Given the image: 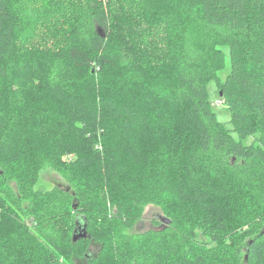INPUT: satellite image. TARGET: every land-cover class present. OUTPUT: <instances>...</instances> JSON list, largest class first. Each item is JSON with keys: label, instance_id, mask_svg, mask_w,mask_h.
<instances>
[{"label": "trees", "instance_id": "obj_1", "mask_svg": "<svg viewBox=\"0 0 264 264\" xmlns=\"http://www.w3.org/2000/svg\"><path fill=\"white\" fill-rule=\"evenodd\" d=\"M77 258L264 264V0H0V264Z\"/></svg>", "mask_w": 264, "mask_h": 264}, {"label": "rangeland", "instance_id": "obj_2", "mask_svg": "<svg viewBox=\"0 0 264 264\" xmlns=\"http://www.w3.org/2000/svg\"><path fill=\"white\" fill-rule=\"evenodd\" d=\"M223 49L225 50V53H226V64H225V68L222 69L221 71H219V76L223 80H225L227 74L231 70V60H230L229 48L225 46V47H223ZM207 88L209 90L210 99H211V101L213 103V108H214V111L216 112L217 118L221 122H223L226 125L227 128H231L232 112L227 107V105L224 103V101L222 99H220V97H222L223 94L221 95V92H219V90L217 88V85H216V82L214 80L210 81L208 83V85H207ZM231 133L233 134V136L236 139H240L236 131L231 130ZM244 142L247 143V144L252 143L253 142V138L252 137H248V138L244 139ZM161 159H163L165 164H167L169 162L168 157H163ZM162 165L166 166L164 164H162ZM64 182L65 181H64L63 177L59 173H57L56 171H54L52 169H45L41 173L39 187L43 188V189H46V188L53 187L55 185H64ZM107 207H109V212H108V214L106 216L107 221H104L103 225L97 224V221H96V224H95L96 225V231L98 233V236L101 239H104V238L107 237L108 224L112 228H113L114 225H119L120 226L119 219L121 218V215L118 214L116 208H113L110 203H108ZM162 214L163 213L160 210V208L156 207L155 205H151L150 204V205L145 206L143 214H142L141 218L139 219V221L137 222V225L130 232L131 233L140 232V231H145V230H147L149 228H153L154 227L153 220L156 219V217H161ZM227 238L221 239L217 243L212 244V246L216 245V246L222 247L225 244L228 245L227 240H226ZM98 242H99V240L98 241H94V242L91 243V245H90V250H91L90 253H92V252L96 253L97 252L96 250H98V248L101 245ZM77 260H78L77 264H87L85 259L83 260V259L77 258Z\"/></svg>", "mask_w": 264, "mask_h": 264}, {"label": "water", "instance_id": "obj_3", "mask_svg": "<svg viewBox=\"0 0 264 264\" xmlns=\"http://www.w3.org/2000/svg\"><path fill=\"white\" fill-rule=\"evenodd\" d=\"M222 94H223V93L221 92V95H222ZM161 219H163V220H164L165 222H167V223L170 222V220H169L168 218H166V217H163V218L161 217ZM84 234H85V233H84Z\"/></svg>", "mask_w": 264, "mask_h": 264}]
</instances>
